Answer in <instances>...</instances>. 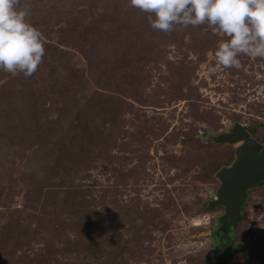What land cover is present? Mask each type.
Wrapping results in <instances>:
<instances>
[{
    "label": "rangeland",
    "instance_id": "1",
    "mask_svg": "<svg viewBox=\"0 0 264 264\" xmlns=\"http://www.w3.org/2000/svg\"><path fill=\"white\" fill-rule=\"evenodd\" d=\"M19 9L45 55L31 77L0 70V264H244L211 260L228 241L207 207L240 145L217 136L239 123L264 147V58L225 68L227 37L154 30L129 0ZM240 218L232 245L264 264L263 187Z\"/></svg>",
    "mask_w": 264,
    "mask_h": 264
},
{
    "label": "clouds",
    "instance_id": "2",
    "mask_svg": "<svg viewBox=\"0 0 264 264\" xmlns=\"http://www.w3.org/2000/svg\"><path fill=\"white\" fill-rule=\"evenodd\" d=\"M20 0H0V70L31 77L42 63L45 49L40 31L18 10ZM131 7L149 13L154 30L207 25L223 35L214 53L224 66L240 67L238 56L264 58V0H129ZM154 16V18H153Z\"/></svg>",
    "mask_w": 264,
    "mask_h": 264
},
{
    "label": "water",
    "instance_id": "3",
    "mask_svg": "<svg viewBox=\"0 0 264 264\" xmlns=\"http://www.w3.org/2000/svg\"><path fill=\"white\" fill-rule=\"evenodd\" d=\"M221 144L240 145L235 149L232 163L219 169L216 179L219 187L210 207H222L224 214L219 217L221 230L227 234V226L235 227L240 221L242 205L247 190L258 185L264 187V147L239 123L217 136Z\"/></svg>",
    "mask_w": 264,
    "mask_h": 264
},
{
    "label": "trees",
    "instance_id": "4",
    "mask_svg": "<svg viewBox=\"0 0 264 264\" xmlns=\"http://www.w3.org/2000/svg\"><path fill=\"white\" fill-rule=\"evenodd\" d=\"M248 132L251 133L250 131H248ZM243 205H244V203H243ZM243 205H242V208H243ZM211 208L212 207H207L208 210H211ZM237 228H238V224L235 227L228 225L227 226V234H225L223 230H220V234H222L223 237L228 241V242L226 241L228 244V248L226 250H221V249H218L219 247H218V245H216V248L212 249V253H211V257H210L212 261L214 259L218 258L220 255L227 253L235 261H238L240 259L243 261L244 264H251L253 257H254L252 250L248 249L246 247L244 248L240 245H237V246L232 245V243L234 241L233 235H234L235 231L237 230ZM201 235L206 237V238L211 239V233H209V232H203V233H201Z\"/></svg>",
    "mask_w": 264,
    "mask_h": 264
},
{
    "label": "flooded vegetation",
    "instance_id": "5",
    "mask_svg": "<svg viewBox=\"0 0 264 264\" xmlns=\"http://www.w3.org/2000/svg\"><path fill=\"white\" fill-rule=\"evenodd\" d=\"M238 144V143H237ZM240 144V143H239ZM256 187H263L262 185H258V186H256ZM263 189H264V187H263ZM242 211V210H241Z\"/></svg>",
    "mask_w": 264,
    "mask_h": 264
}]
</instances>
